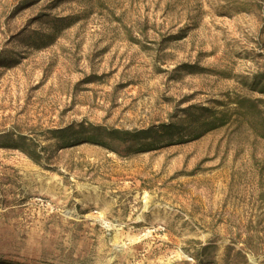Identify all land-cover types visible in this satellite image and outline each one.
<instances>
[{
	"label": "rangeland",
	"instance_id": "1",
	"mask_svg": "<svg viewBox=\"0 0 264 264\" xmlns=\"http://www.w3.org/2000/svg\"><path fill=\"white\" fill-rule=\"evenodd\" d=\"M0 264H264V0H0Z\"/></svg>",
	"mask_w": 264,
	"mask_h": 264
},
{
	"label": "trees",
	"instance_id": "2",
	"mask_svg": "<svg viewBox=\"0 0 264 264\" xmlns=\"http://www.w3.org/2000/svg\"><path fill=\"white\" fill-rule=\"evenodd\" d=\"M68 131H69V129L61 130V131H59L58 134H66ZM172 132H173V128L171 126H167V127L164 128V133L165 134L169 135ZM120 134L130 135V136L135 137V138L139 137L138 139H141V138L142 139H148L151 136L150 135L151 134L150 131H140V132L131 133V132H128V131H124L123 132V131H120V130H114V131H112L111 138H113V137H115L117 135H120ZM23 140H24V138L21 137L20 141L22 142ZM83 142H90V143H95V144L96 143H98V144L100 143L94 137H83ZM25 152L30 158H32V159H34L36 161L38 160V158H40V155L36 156V155H32L30 153H27L28 151H25Z\"/></svg>",
	"mask_w": 264,
	"mask_h": 264
}]
</instances>
